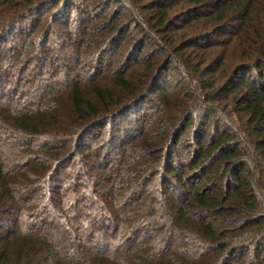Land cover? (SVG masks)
I'll return each instance as SVG.
<instances>
[{
	"label": "trees",
	"instance_id": "trees-1",
	"mask_svg": "<svg viewBox=\"0 0 264 264\" xmlns=\"http://www.w3.org/2000/svg\"><path fill=\"white\" fill-rule=\"evenodd\" d=\"M4 1L10 2L8 7H2ZM62 1L0 0V46L15 37L9 59L0 53V89L8 82L14 97L36 88L56 90V95H42L34 109L0 108V264H233L246 246L260 250L264 7H254L257 0L253 7H247L249 0H184L201 17L212 2L220 12L203 23V34L188 37L167 35L178 20L169 21V11L144 17L132 1L139 36L149 34L167 59L159 67L160 60L143 65L135 80L120 71L132 68L134 55H124L116 69L100 73L99 61L115 56L124 32L100 35L79 7L73 8L78 16L69 28L57 27L56 13L45 27H37L32 18ZM27 22L35 28L28 31L29 39ZM225 27L239 31L225 44L232 54L228 60L200 44ZM52 35L58 37L53 49L47 45ZM221 58L224 69L215 75L210 70ZM58 61L66 68L63 77ZM25 64L36 71L27 74ZM47 64L52 75L42 79L38 72ZM165 65L179 67L187 77L183 90L170 95L162 89ZM85 69L94 73L84 82ZM154 95L159 98L151 99ZM144 103L161 115L154 134L133 141L112 168L111 155L101 145L91 149L87 141L97 135L92 131L109 124V142L122 130V119L131 121ZM67 139L71 147L49 152L50 143ZM177 146H192L190 161L173 160ZM68 162L75 168L67 170ZM196 170L201 173L194 178L189 171ZM150 226L170 228V235L149 236ZM176 235L183 245H198L206 254L189 256L179 247L168 248V237ZM258 260L259 253L253 252L248 264H264Z\"/></svg>",
	"mask_w": 264,
	"mask_h": 264
},
{
	"label": "rangeland",
	"instance_id": "rangeland-1",
	"mask_svg": "<svg viewBox=\"0 0 264 264\" xmlns=\"http://www.w3.org/2000/svg\"><path fill=\"white\" fill-rule=\"evenodd\" d=\"M132 1H134L135 5L137 3L136 6L140 8V11L144 17L149 14H152L153 17L154 16L157 17L161 13L160 12L161 10L169 11V17H170L169 21L174 20V18L177 17L178 20L176 21L175 27H173L170 31L166 32L168 33L167 35H171V36L174 34L176 35V34H184V33L188 37L199 36L200 34H203L205 31V26L203 25V23L211 20L213 17L217 16L220 13L219 9H216L217 7L216 4L219 0H217L216 4L214 5L212 2L211 4H208L205 6V7H208V9L203 10V12H206V13H203L205 17L203 16L201 17L202 12L200 13L197 11L195 12L193 9L188 8V6L184 4L183 2L184 0H172V1L171 0H67L66 2L65 0H63L61 3L53 2L50 5H47L44 10H41L37 14V16L33 17L32 19L37 20L36 25L37 27H39V29H41L43 26L45 27V24L49 23L51 14L56 13L57 14L56 18L58 16V19H59V24L57 27L58 28H69L70 25L72 26L73 23H75V20L78 16L77 15L78 12L73 8L79 7L81 9L80 15L82 17L83 15H85L86 19L90 21V25L93 27H97L96 28L98 29L97 32H99L100 35H102L103 33H106L108 34V36H110V33H111V35L113 34V36H115L117 32L118 33L124 32L122 35V38L120 39V45L118 46L119 50L116 51L115 56L114 57H112L111 55L105 56L102 61H99V64L97 67H99L101 74L109 73L113 69L117 68L118 63L121 61V58H123L124 55H127L128 57L131 55H134L133 60L131 61L132 68L128 66L122 67L120 71L122 74H126L129 76L132 75L133 78L137 80L138 77L136 78V76L138 75L139 71L143 69L145 64L146 65H148L149 63L152 64L153 61L160 60L159 65H158L159 67L161 66V64L162 65L165 64L167 59H164L165 56L163 57L160 54L161 52L157 50L156 44L152 39L149 38L150 36L149 34L148 35L142 34L139 36V33L141 32L140 27H139L140 22L138 20H133L131 18L134 15V13H132V7L134 4ZM239 1H242V0H239ZM257 1H259L260 3L255 2L253 5L254 7H264V3L262 2L263 0H257ZM161 2L164 3V6L162 7H161V4H162ZM252 3L253 1L249 0L247 7H250ZM8 4H10V2L4 1L2 4V7H8ZM58 7L60 8L57 9ZM181 7H187V8L182 9ZM71 8L73 10L72 12H70ZM70 14L71 16L70 18H68ZM145 23L146 22L144 20V25H146ZM28 24L29 23L27 22L26 25H24V28L27 31L25 35L27 39L30 38V32H31V29L33 28V26L31 27V25L29 26ZM148 24L150 25V23ZM101 25L102 27L98 28ZM117 26H119L118 29H116ZM193 27H198V28L195 30H191V28ZM228 27L222 28L224 30H221V32H217V33L214 32V33L209 34V36L210 35L211 36L209 38L207 37L206 39L212 42L211 46L207 44L208 41L206 42L205 38H203L200 41L202 49L213 52V56L215 57L216 55L218 54L221 55L222 53V55L225 56V59L227 60L230 59L232 54L231 52H229L230 49H228L225 46V44L228 45L229 44L228 42L230 40L232 41L236 39L233 37L235 36V33L236 35L239 34V31L235 30L234 28L227 29ZM46 39H47V36H44V38H41V41L44 42ZM14 42H15L14 36L8 37L5 41V44L0 46V53L1 52L5 53L4 59L6 60L9 59L7 57L10 56L12 53V50L11 49L9 50V48L15 47ZM138 42L141 45L137 44ZM221 42H223V45H219V43ZM57 43H58V37L55 35H52L51 38H49L47 45L48 47L53 49V47ZM96 48L97 47H92V50ZM139 58H141V60H139ZM223 60L221 58L220 61L219 60L215 61L213 69L210 70L211 73H214L215 75H217L216 73L218 71V68L221 71L224 69V65L226 61L224 62ZM59 64L61 65V67H59L60 69L58 71V74L61 77H63V75H65L66 73V68L65 66H62L61 62ZM26 65L28 64H25L22 70L27 72V74H30L32 71H36V69L34 70L31 67L30 68L28 67L29 69L26 68ZM166 65L164 67V69L166 70L161 71L163 75L162 76L163 79L161 80V83H163L162 89L167 94L171 95L178 91L183 90V87L187 85V77L183 75V72L180 70L179 67L175 65H172V66L171 65L166 66ZM50 69H51V66L47 64L44 66V69L40 70V72L37 71L39 73L40 78L42 79L50 78L52 75ZM93 73H94L93 70L85 69L84 72L81 74L80 78L82 81L85 82L91 77ZM211 73L209 75H212ZM12 75H15V74L13 73ZM1 82L2 81L0 80V85H1ZM14 86L16 85L11 83L10 87H14ZM1 87L2 89H0V108L2 107L3 104H5L8 106V108L11 111H19L22 107H25V106H28L30 109H34L35 106L38 105V102H40L42 95L44 94H50L51 96L56 95L55 94L56 90L49 89L48 87L45 89H37V88L32 89L30 93H26V94L19 92L20 94L18 93L19 95H16V97H14L15 91L12 90L11 92V90H9L10 88L8 86V82L2 85ZM231 91H234V89L232 88ZM17 96H19V98H17ZM156 97L157 95H154L152 96L151 99L154 100V99L159 98V97L157 98ZM145 104L147 106H145ZM157 112H160V111H157ZM132 117L133 119L131 118V121L129 122L122 119V121L124 122V126L121 127L122 130L116 131L114 134L115 137L113 135L111 139L109 140V142L107 138H109L108 135H109L110 129L113 126L112 125L110 127L109 124L108 126L103 127V129L97 128L94 131H92L93 134L95 135L97 134V135L95 137H91L92 140L88 139L89 142L87 141L88 145L91 146V149H93L97 145H101L103 148V151L111 155V158L113 160V164H111L112 168H115L117 166L115 163L119 160V157L122 158L123 155L127 153L126 152L122 155L124 151H127L129 147H131V145L134 143L133 141L136 140L137 142V140H140L147 135L154 134L153 132L154 123L159 120L161 115L159 113H156L155 110H153L147 103H144V105L141 108V111L138 113H133ZM114 120L116 119H112L111 122ZM119 121H120V118L118 119V122ZM118 138H121L122 141L120 142ZM19 141L20 143H23L21 142V139ZM123 143H125V146ZM190 143H195V141H189V144ZM49 145H50L49 152L55 154V153L62 152L65 147L67 148L71 147L73 143L68 141L67 139V140H64L62 142L55 143V144L50 143ZM192 149H193L192 146L191 148L189 146H186L185 149L182 146L175 147L173 151L175 152L176 150L178 153L176 152L177 154L176 155L173 152L174 153L173 160L177 162L179 161V162L187 163V161H190L191 159ZM84 152L89 153V151L87 150ZM46 154H47L46 151H44L43 153H40V156L43 157ZM78 162H80L79 159H78ZM69 164L70 162L67 163L69 167L68 169L66 168L67 170L75 168L72 165L69 166ZM191 166L192 164H189V167H190L189 169H191ZM101 171H102L101 168H98L97 170H95V172L97 173L98 172L100 173ZM189 172H190V175L194 176V178L196 177L195 174L199 175L201 173V171H198V170L195 171L196 173L191 172V171ZM60 181H62L63 183H66L68 180H66V178H63ZM146 234L152 237H158L160 236V234L162 237H163V234L169 236L170 228L159 230L157 226H150L147 229ZM180 240H181V237L178 235L174 237L173 236L168 237V243L170 244L168 248L173 249V248L179 247L181 251L186 252L187 255L189 256H194V255L203 256L206 254V250H203L198 245H190V244L183 245V243ZM139 242L143 243L144 241L139 240ZM253 252L259 253L258 261L264 262V246L260 250L257 248L253 249L252 247L246 246V248L242 250L241 254H237L232 259L233 264H248V262H250L251 260Z\"/></svg>",
	"mask_w": 264,
	"mask_h": 264
}]
</instances>
